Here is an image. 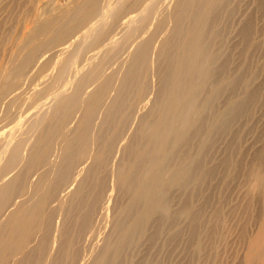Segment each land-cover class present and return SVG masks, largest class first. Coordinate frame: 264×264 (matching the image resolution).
I'll return each instance as SVG.
<instances>
[{
	"label": "bare ground",
	"instance_id": "1",
	"mask_svg": "<svg viewBox=\"0 0 264 264\" xmlns=\"http://www.w3.org/2000/svg\"><path fill=\"white\" fill-rule=\"evenodd\" d=\"M73 1L48 19L33 12L36 24L28 36L42 42L21 60L18 48L12 67L7 60L0 63V150L6 151L0 166V264H131L142 247L156 246L162 221L197 217L186 203L176 210L171 203L177 194L196 195L212 181L214 167L206 168V160L226 133L229 181L240 173L251 179L244 214H253L257 223L240 264H264V150L238 151L253 131L256 108L264 105V62L251 68L264 57V29L252 17L238 25L245 66L230 74L223 46L231 23L222 13L233 15L241 0ZM255 5L256 15L264 14V0ZM83 44L82 59L91 62L73 81L77 65L69 62ZM58 47L60 62L54 61L58 49L38 64L42 51ZM124 52L120 75L113 67L105 72ZM34 66L33 79L44 77L34 102L52 105L26 118L34 133L28 148L27 138L20 137L9 150L10 135L26 117L15 114L23 92L10 95L21 87L20 79L33 82L27 73ZM5 119H14V127L4 129ZM116 150L120 155L111 172ZM113 191L117 204L110 230L86 259L85 241L98 233ZM177 235L170 232L168 241Z\"/></svg>",
	"mask_w": 264,
	"mask_h": 264
},
{
	"label": "rangeland",
	"instance_id": "2",
	"mask_svg": "<svg viewBox=\"0 0 264 264\" xmlns=\"http://www.w3.org/2000/svg\"><path fill=\"white\" fill-rule=\"evenodd\" d=\"M14 1L15 0H0V63L2 61L7 60L6 64L9 65V67H12L13 59L11 57L13 56L14 53L18 52V48L20 49L19 59L21 60V58L27 52L29 53L31 51L30 50L31 46L36 45L37 47L42 42V37H33V36L29 37L28 36L31 31L33 32V29L35 28V24H36L34 20L32 19L33 17L32 13L34 12V13L41 14L42 12L44 14V11H45L44 9L46 8V11L49 10L51 13L49 11H48L49 13H46L45 11L46 15L42 14L41 18L48 19L52 17V15L57 14L59 10H61V8L65 9L69 7L72 2H74L73 0H16V2ZM170 1L171 0H165L167 5L172 4V1L171 2ZM255 6H256L255 0H241V3L238 6V10L233 15H230L225 12L222 13V15L224 16L223 21H229L231 23L230 27H228L225 32L226 40L223 46L225 51L227 52V53H224V55L229 57L228 72L230 74H237L240 71V69L241 68L243 69L245 66L243 57L239 56L240 51H239V46L237 45L236 29L238 28V25L243 23L245 18L252 17L255 19V23L260 28L264 29V14L257 16L255 13ZM31 8L32 9L34 8L33 9L34 11ZM230 16H233V20L228 19V17ZM151 28H152V25L150 24L148 26V30H150ZM85 44L79 45L76 48L69 62V65H71V63H74L75 65H77V69L75 70L76 74L73 75V79H72L73 81L76 79L78 75L82 73V70L85 69L84 66H86L89 62H91L88 59L87 60L82 59L81 54L84 52L83 46ZM157 44H158V40H157V43H155V47L157 46ZM61 47L55 48L52 51H46V52L42 51V56L38 59L39 61L38 64L48 59V57H50L51 54H54L53 51L58 50ZM41 50H42V47L39 48L38 53H37L38 55H40ZM124 53L120 55V60L116 61L118 63H115V64L112 63L109 66H107V68L105 69V72L109 71L110 67L111 69L113 67L114 69L117 70L118 76H119L123 70V66H122L123 57L124 56L126 57L127 55V53L126 54ZM121 56H122V59H121ZM62 57H63V50L60 49L54 55V61L58 63L60 62ZM262 57L256 58L251 63V68L253 70H257L260 68L261 63L264 62V57L263 58ZM152 60L154 62L153 54H152ZM15 64L16 62L14 63V65ZM116 65H117V68H116ZM34 68L36 69V67L34 66L30 69L29 73H27L29 79L30 78L33 79V75L35 73ZM112 70H110L109 72H111ZM153 70L151 72V83L153 82L152 85L154 84L153 85V88H154L156 79H155V74H153L154 73ZM261 73L264 74V67ZM261 77H262L261 75L256 77L252 82V86L260 82ZM152 78H154L153 81H152ZM43 80H44V77L38 76V75L35 76L32 83L27 82L28 78L26 82L22 78L20 79V83L22 84L21 87L16 89L10 95V97H12L15 95V93L18 94L19 91L23 92L21 94L22 98L19 101V106L17 105L18 107L16 109L15 114L17 113V111L18 112L20 111V113L23 115L25 114L26 117L24 119L23 125L21 123L22 127L20 126V128H17L16 130L14 129L15 130L13 131L14 134L10 135L11 140L9 143V148H8L9 150L13 148L14 145L18 141H20V137L22 140H25L26 138L28 139V140L26 139L27 141L26 148H28V144L34 138V133L32 129H30V123H27V122L25 123L26 118H28V116H30L31 114H34L32 118H35L39 116L40 114H43L44 112L49 111V107L52 105V101L47 102V104L44 103L42 106L41 104L37 105L39 101L34 102L35 100L34 97L37 94L34 95V97H32L36 91H38L44 86V84H41ZM41 101H44V99ZM32 106L34 109L31 108ZM222 106H223V103L221 102L217 105L216 109H220L222 108ZM37 107H41V108L37 111L36 109ZM30 108L32 111H30ZM257 108L254 113L256 116L254 117L253 131H251L252 133H248L249 135L246 134L245 138L243 137V139L244 140L247 139V141L245 142L243 140L241 142L238 151L243 152L247 148V151L252 152L256 148H262V146L264 150V133L262 131L263 126H264V114H262L264 113V109H263L264 105L263 106L259 105ZM25 111H28V113L27 112L25 113ZM138 114L134 118L135 120H137ZM134 119H133V124L135 125L136 121ZM5 120L2 122V125L6 123L5 124L6 126L4 125V129L5 127H7V125L8 127L9 126L11 127L12 126L11 124L15 123L14 119H11V120L5 119ZM133 124L131 123V128L134 127ZM8 127L7 129L10 128ZM260 134H262V136H260ZM253 139H256L257 141ZM248 142H250V144H248ZM247 144L249 145V148ZM229 145H230L229 135L226 133L220 136L215 143L212 157L206 160V164H205L206 168L214 167V176L210 183H208L201 190H199V192L196 195H194L192 192H183L184 193L183 196H180L178 194L173 195V196L175 195L176 196L171 203L172 210H176L180 205L186 203L189 206L191 214L198 213L197 217L191 218L190 216L188 219H186L185 217H182L174 222H171V223L167 222L166 224H165L166 220L162 221L161 223L163 226L160 228V232L156 240V246L150 249H147L146 247H142L139 250L135 260L131 264H143L144 262H147V261H154V262H157L158 264H240L243 253L246 250V242L249 239V236L253 235L256 232L257 223L253 219V214L250 216L248 215L249 217L248 216L246 217L245 216L246 214H244L245 204H246L244 200L248 198V195L245 193L247 190L248 191L252 190L251 179H249V177L247 179L245 176H243L245 174L240 173L235 179V181L234 180H232V182L229 181L230 178L228 177V174H229L230 166L226 164V159L228 155H230L231 153V151H229ZM251 145H253V147H251ZM26 148L24 152L27 151ZM0 149H3V148L0 147ZM55 150L57 151V148ZM0 152H1L0 166H2L1 163L3 162V159L6 156V153H5L6 151L0 150ZM116 152H117V155L116 154L113 155L114 157H112L111 159V164H110L112 168L111 172L120 155L119 151L116 150L115 153ZM241 153L239 154L241 155ZM240 155H238V157H240ZM111 172H110V177L108 180L109 184L114 179V177L111 176L112 175ZM254 180H255V177H254ZM248 186H250L251 188ZM115 197H116V192L113 191L112 197L108 204L107 211L105 213L106 216L104 215L105 216L103 217L104 220L102 219L103 221H100V224H99L100 227L98 228V233L95 235L94 238L87 237L85 241L87 251L85 252L84 255L86 259L89 258L88 256H90L92 249L97 248L98 245H101L103 237L110 230V225H111L113 215L115 213L114 211L116 210L115 208L117 204ZM187 198H192V200H188ZM254 200L256 199L254 198ZM104 228L106 229L104 230ZM172 231H177L178 235L175 238L174 242L170 243L168 241V238H169L170 232ZM244 232H246L248 235H244ZM91 242L93 243L91 244Z\"/></svg>",
	"mask_w": 264,
	"mask_h": 264
}]
</instances>
